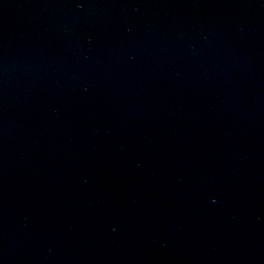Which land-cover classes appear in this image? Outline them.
Returning a JSON list of instances; mask_svg holds the SVG:
<instances>
[{
	"label": "water",
	"instance_id": "water-1",
	"mask_svg": "<svg viewBox=\"0 0 264 264\" xmlns=\"http://www.w3.org/2000/svg\"><path fill=\"white\" fill-rule=\"evenodd\" d=\"M0 264H264V0H0Z\"/></svg>",
	"mask_w": 264,
	"mask_h": 264
}]
</instances>
